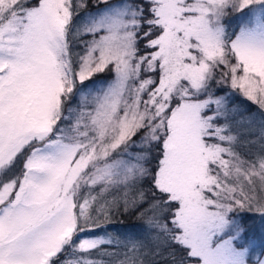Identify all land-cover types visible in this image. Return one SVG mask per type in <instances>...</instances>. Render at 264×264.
<instances>
[{
  "label": "snow or ice",
  "instance_id": "6c2138e0",
  "mask_svg": "<svg viewBox=\"0 0 264 264\" xmlns=\"http://www.w3.org/2000/svg\"><path fill=\"white\" fill-rule=\"evenodd\" d=\"M246 216L264 0H0V264H264Z\"/></svg>",
  "mask_w": 264,
  "mask_h": 264
},
{
  "label": "trees",
  "instance_id": "16d2710c",
  "mask_svg": "<svg viewBox=\"0 0 264 264\" xmlns=\"http://www.w3.org/2000/svg\"><path fill=\"white\" fill-rule=\"evenodd\" d=\"M102 76H105V74H100ZM97 78V77H96ZM98 78H103L99 77ZM96 80V79H95ZM235 103L241 108V110H244L245 106L248 104L247 101H244L243 98H237ZM252 110H255V106H251ZM248 218V216H246ZM246 218V222H249V219ZM123 222L122 223H116L114 225L109 226V230L119 232L121 235L129 232H136L138 231L137 225L140 223L135 216H125L120 218ZM101 234H103V230L101 229ZM255 236H258V233L254 232ZM110 247V246H109ZM111 250V247H110Z\"/></svg>",
  "mask_w": 264,
  "mask_h": 264
},
{
  "label": "rangeland",
  "instance_id": "374dc122",
  "mask_svg": "<svg viewBox=\"0 0 264 264\" xmlns=\"http://www.w3.org/2000/svg\"><path fill=\"white\" fill-rule=\"evenodd\" d=\"M98 76L103 77V78L100 79V78H98ZM96 77H94L93 79L94 80L96 79L97 81H101V80L107 79L108 74L105 73V76L97 74ZM247 219H249V222L247 221V223L252 225V227L250 229V234L257 239V253H259L261 250H264V243L261 242V228H260L259 218L258 217L253 218V217L248 216ZM254 232L258 233V236H255Z\"/></svg>",
  "mask_w": 264,
  "mask_h": 264
}]
</instances>
